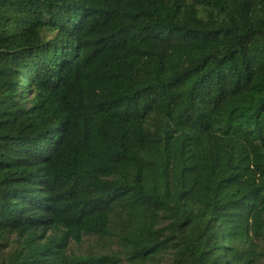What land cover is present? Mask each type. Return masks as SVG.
<instances>
[{"label":"trees","instance_id":"obj_1","mask_svg":"<svg viewBox=\"0 0 264 264\" xmlns=\"http://www.w3.org/2000/svg\"><path fill=\"white\" fill-rule=\"evenodd\" d=\"M0 264H264V0H0Z\"/></svg>","mask_w":264,"mask_h":264}]
</instances>
